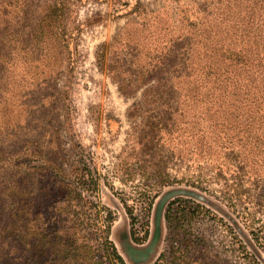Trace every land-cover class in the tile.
<instances>
[{
  "label": "rangeland",
  "instance_id": "rangeland-1",
  "mask_svg": "<svg viewBox=\"0 0 264 264\" xmlns=\"http://www.w3.org/2000/svg\"><path fill=\"white\" fill-rule=\"evenodd\" d=\"M1 187L8 264H264V0H0Z\"/></svg>",
  "mask_w": 264,
  "mask_h": 264
},
{
  "label": "trees",
  "instance_id": "trees-1",
  "mask_svg": "<svg viewBox=\"0 0 264 264\" xmlns=\"http://www.w3.org/2000/svg\"><path fill=\"white\" fill-rule=\"evenodd\" d=\"M14 189L13 187H1L0 188V207H8L9 205H11L13 196H14ZM19 197L18 198V202L20 203H24L26 200L24 198V194L20 193L18 194ZM183 201L184 203H187L185 200L183 199H179V202ZM178 201H174V203H172V205H175ZM181 206H183V204H180ZM171 209V207H170ZM169 209V210H170ZM168 210V211H169ZM168 215L170 216V213L168 212ZM23 218H21L18 222V229H12V223H11V217L9 222L7 221L4 225L0 223V264H8L9 259L8 256H6L4 253L7 252V250L10 247V235L13 234L14 232H18V234L20 235V241L21 244L24 246V248L21 247V251L23 254H25V244L26 242H28L30 240V242L28 243V245H30V247L35 251V256L37 255L39 258H42V256H47L48 258L50 256L54 257L57 256V258H60V254H61V249L59 251V249H56L54 247V241L56 242V238L55 234H50V233H46V231H44L42 229V223L39 222H35L34 219V225L30 228L29 225L27 224H23ZM39 221V220H38ZM25 222V221H24ZM22 225V226H21ZM18 230V231H17ZM53 244V246H52ZM82 248V246H81ZM85 251V255H79L78 257H76V248H73V246L69 245L68 246V250L66 249V254L61 257L62 261L64 260L66 263H70V264H85L86 260H87V255L86 254H90L91 252V247L89 245H84L83 248ZM166 256V254L164 253L163 255H161L160 260L162 259V257L164 258ZM116 260L118 262V264H126L124 259L117 255L116 256ZM159 260V261H160ZM158 262H156L155 264H160Z\"/></svg>",
  "mask_w": 264,
  "mask_h": 264
}]
</instances>
